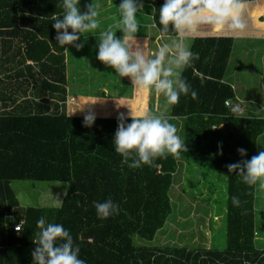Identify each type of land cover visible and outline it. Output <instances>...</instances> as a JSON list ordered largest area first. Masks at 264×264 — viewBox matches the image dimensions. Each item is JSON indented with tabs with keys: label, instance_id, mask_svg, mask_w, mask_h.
I'll return each mask as SVG.
<instances>
[{
	"label": "trees",
	"instance_id": "16d2710c",
	"mask_svg": "<svg viewBox=\"0 0 264 264\" xmlns=\"http://www.w3.org/2000/svg\"><path fill=\"white\" fill-rule=\"evenodd\" d=\"M162 4L151 0L152 22H159ZM61 12L60 0H0V264H33L41 217L70 230L86 264H264L257 240L260 187L227 169L242 159L239 148L247 150L244 159L263 150L264 103L258 102V115L235 112L228 103L240 104V96L226 80L236 39L264 40V0H250V28L243 36L208 32L192 38L199 60L195 72L189 68L184 76L198 95L181 96L172 108L188 151L139 169L122 164L113 138L120 113L151 112L153 106L146 95L137 98L141 91L129 78L127 97L69 92L67 52L56 44L51 19ZM138 39L149 46L148 37ZM85 112L96 118L92 127L85 126ZM193 159L228 175L225 250L208 249L186 231L174 246L157 244L159 232L176 218L171 192L180 163ZM17 181L67 188L45 194L43 206L25 208L13 188ZM107 199L119 204V214L100 219L94 204Z\"/></svg>",
	"mask_w": 264,
	"mask_h": 264
},
{
	"label": "clouds",
	"instance_id": "9594fccd",
	"mask_svg": "<svg viewBox=\"0 0 264 264\" xmlns=\"http://www.w3.org/2000/svg\"><path fill=\"white\" fill-rule=\"evenodd\" d=\"M60 4L62 12L51 15L56 44L65 52H69L66 46L81 51L89 36L85 34L100 28L98 6L91 2L85 4L82 11L81 0H60ZM249 5L250 0H163L158 9L159 22L153 17L150 26L158 33L161 43L151 52L147 40L138 39L141 29L138 16L145 12V0H119L117 27L121 35L117 36L111 27L101 31L96 59L114 70L118 77L129 78L138 90L162 95L169 105L178 104L181 96L191 95L196 99L198 93L184 76L189 68L195 72V63L199 60L190 40L208 32L243 36L250 28ZM155 10L153 7L152 11ZM95 119L94 115H86L85 126L92 127ZM177 131L162 112L133 114L129 111L118 116L113 145L122 157V164L129 168L154 166L157 158L179 157L188 151ZM237 151L242 159L227 165L228 172L242 178L249 186L264 189V150L251 159H244L247 157L245 148ZM220 154H223L222 146ZM232 202L240 203L238 197H232ZM94 207L100 219H108L120 211L119 204L112 199L95 202ZM37 228L36 247L31 254L33 264H86L80 258L79 245L63 224L41 217Z\"/></svg>",
	"mask_w": 264,
	"mask_h": 264
},
{
	"label": "rangeland",
	"instance_id": "374dc122",
	"mask_svg": "<svg viewBox=\"0 0 264 264\" xmlns=\"http://www.w3.org/2000/svg\"><path fill=\"white\" fill-rule=\"evenodd\" d=\"M91 2L93 5L98 6L97 10L100 12L98 19L101 22L100 28L94 33L85 34L89 36L87 37L85 47L81 51H76L71 46L69 48L67 54L70 71L68 77L69 92L83 95L92 92L93 95H103L104 98H119V93L124 92V97H127L131 89L124 82L126 78L122 79L118 77L115 75L114 70L107 68L98 61L96 59L97 53L93 56L92 60L89 54V46H91L92 50L95 48L98 51L96 45L99 43L101 31L111 27L117 36L121 35L117 27L119 18L116 5L119 4V0H81V10H85L84 5ZM144 10L145 12L138 16V23L141 25L138 35H144L149 38V49L151 52H154L159 47L161 41L156 30L150 27L153 23L151 0H145ZM84 39V37H81V41H84ZM89 42L92 45H86ZM85 50L86 53L84 54ZM226 80L233 84L238 96H240L241 103H234L239 106V110H234L235 112L243 115L248 114L247 112L250 109H258L259 103H264V100H262V96L264 95V40L236 39ZM139 91L141 92L137 94V98L139 99L143 95H146L144 97L149 99V109L151 110V106H153V111L151 112L155 114L161 113L163 109V114L176 126L178 130L177 135L185 141L182 121L169 116L171 115V107L173 105L167 104L165 97L162 95L157 96L155 93L144 90ZM253 97L258 100L255 101ZM258 113L254 115H258ZM262 149L264 150V139L262 140ZM180 164L182 165V169L178 176H176L178 177L177 185L171 192L176 218L174 220L170 219L164 230L159 232L158 239L160 238V241L157 244L174 246L175 237L186 228H188L185 230L187 234L192 232L202 242L211 236V233L207 231L208 222H211L213 228L210 231L214 235V240L211 243L214 245V249L225 250L227 248L228 175L209 169L197 159L190 160L189 162L182 161ZM13 188L22 206L28 208L43 206L45 203L42 201V198L45 194H52L53 192L67 188V185L53 182L17 181L13 183ZM263 191L264 189L260 188L258 224L260 221L263 224L262 218H264ZM216 221H221V230L214 228V225L216 226L218 223ZM183 222H186L185 225H179V223L183 224ZM196 227L198 230H196ZM193 235L187 237L193 238ZM260 236V239L263 238V241L258 242V246L264 248V226L262 232H260ZM257 240H259L258 237ZM138 243L141 244L142 242L138 240Z\"/></svg>",
	"mask_w": 264,
	"mask_h": 264
},
{
	"label": "crops",
	"instance_id": "0c3cea01",
	"mask_svg": "<svg viewBox=\"0 0 264 264\" xmlns=\"http://www.w3.org/2000/svg\"><path fill=\"white\" fill-rule=\"evenodd\" d=\"M150 26V25H149ZM139 36H144V35H138V37ZM144 37H147V36H144ZM149 39V38H148ZM91 42H89V43H87L86 45H92V44H90ZM190 43H191V46H192V44H193V39H191L190 40ZM69 48H70V46H68ZM89 48H90V57H91V60L93 59V56H95V54L97 53V50L94 48V50H92L91 49V46H89ZM83 53V52H82ZM86 53V50L84 51V54ZM67 54H68V52H67ZM68 57H67V64H69V62H68ZM69 73H70V71H69V68H68V77H69ZM124 82H125V80H124ZM70 93L72 94V95H83V94H77V93H72L71 91H70ZM90 94H85V95H83V96H101V97H103V95H93L92 94V92H89ZM119 96V95H118ZM243 100V99H242ZM245 103H246V101H244ZM151 108H152V106H151ZM172 108H173V106L171 107V115H169V116H172ZM249 112L250 113H252V114H255V113H257L256 112V110L254 109L253 110V112L252 111H250L249 110ZM249 112H247V113H249ZM86 114H88L89 115V113L88 112H85ZM162 113H164V111H163V109H162ZM187 222V221H186ZM186 222H184V223H186ZM216 222H218L217 223V227L214 225V228L216 229V230H221L222 229V225H221V221H216ZM208 229H207V231L208 232H210L211 233V236H210V238H207L204 242H203V244L204 245H206L207 247H208V249L209 248H214V245L211 243L213 240H214V235H213V233L210 231L212 228H213V226L211 225V222H208ZM260 227V228H259ZM258 229H261V231L260 230H258V232L260 233V232H262V230H263V225H260V223L258 224ZM196 230H198L197 229V227H196ZM203 230H204V228H203ZM182 231H185V230H182ZM190 235L192 236L193 235V233L191 232L190 233ZM197 237V236H196ZM257 237H258V241L259 242H262L263 241V238L262 239H260V234H257ZM190 238H192V237H190ZM192 239H195V240H197L198 238H192ZM198 240H200V239H198Z\"/></svg>",
	"mask_w": 264,
	"mask_h": 264
},
{
	"label": "water",
	"instance_id": "95a60500",
	"mask_svg": "<svg viewBox=\"0 0 264 264\" xmlns=\"http://www.w3.org/2000/svg\"><path fill=\"white\" fill-rule=\"evenodd\" d=\"M228 106L235 111L239 110V106L235 105L233 102H229Z\"/></svg>",
	"mask_w": 264,
	"mask_h": 264
},
{
	"label": "built area",
	"instance_id": "2783aa9c",
	"mask_svg": "<svg viewBox=\"0 0 264 264\" xmlns=\"http://www.w3.org/2000/svg\"><path fill=\"white\" fill-rule=\"evenodd\" d=\"M22 227H23V223L20 224V225H18V226H16L15 230H16L17 232H21V231H22Z\"/></svg>",
	"mask_w": 264,
	"mask_h": 264
}]
</instances>
